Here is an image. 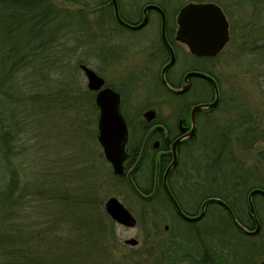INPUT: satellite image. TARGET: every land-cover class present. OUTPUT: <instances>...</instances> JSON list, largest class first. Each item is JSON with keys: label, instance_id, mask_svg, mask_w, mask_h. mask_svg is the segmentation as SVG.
Returning a JSON list of instances; mask_svg holds the SVG:
<instances>
[{"label": "rangeland", "instance_id": "obj_1", "mask_svg": "<svg viewBox=\"0 0 264 264\" xmlns=\"http://www.w3.org/2000/svg\"><path fill=\"white\" fill-rule=\"evenodd\" d=\"M73 1L77 2L74 6L62 4L73 12L68 15L71 23L63 29L66 30L64 34L51 43L45 52L39 51L31 58L26 57L12 68L11 63L6 62L1 58L2 54L0 55V80L8 73L12 76V87H9V90L14 98L9 103L0 101V119L14 136L16 153L11 158L10 167L17 172L22 183L37 182L39 189L42 187L56 195H66L71 201L81 199L77 206V210L80 209L79 215H86V211L87 215L89 214L88 210L92 206L85 203L90 200L100 202V207L93 205L95 215L100 211L109 225L113 222L111 231L117 241L112 245L110 258H107L104 264H177V260L156 263L155 258L150 256L151 248L159 252L158 244L163 246L160 239L161 235L163 236L162 228L159 234L155 232V225L163 224L166 219L169 221L172 211L164 206H156L159 213L154 214L151 205L140 201L126 184L113 174L101 154L97 139V108L93 104L92 96L87 92L89 90L86 76L78 67V63L83 61L96 72L99 71L98 34L103 28L118 24L114 22L109 9L103 19L99 8L104 0ZM120 1L121 16L133 19L146 2L153 0ZM189 1L170 0L165 6L172 16ZM254 2H218L224 7L234 30L229 44L215 59L216 73L224 97L213 113L216 121L201 122L197 137L199 141L187 150L184 149L180 156V169L188 166V170L199 172L202 177L216 174L217 189L214 193L227 195V191L223 189L225 183L222 173L215 167H207V158H202L208 152L204 146L213 145L217 140L219 135L216 126L219 125L223 130L221 134L224 132L227 139L232 138L235 142L232 153L240 160L242 170L255 171L246 184L239 189L235 188L236 199L230 197L245 221L248 192L252 188H259L258 185H264V131L256 126L263 122L259 114L264 113V53L260 48L264 40V30H236L242 27H264V3ZM95 9L97 11L93 12ZM81 17L84 18L82 21L79 19ZM231 97L233 100L230 103ZM171 99L177 98L172 96ZM243 115L249 116L250 125L258 128L257 132H254L251 145L246 147L238 141L242 130L247 126L243 123ZM13 119H16L19 125L15 124ZM231 126L232 130L228 131ZM137 180L142 188H149V173L138 175ZM110 197L119 199L135 216V227L121 226L108 216L104 205ZM30 202H35L33 197ZM47 203L50 205L49 211L56 209L51 200ZM163 203L164 201L160 204ZM254 204L264 223V199L255 197ZM211 208L217 210L218 219H224L226 215L218 205L214 204ZM38 210L40 208L35 203V207L30 211L35 214ZM81 210L84 212L81 213ZM171 218L178 223V219L172 217V214ZM152 232L159 237L154 238ZM234 233L240 239H245L237 232ZM261 237H264V233ZM129 238L138 239L139 245H126L124 240ZM160 251L165 253V249ZM167 255L166 252L165 256ZM253 256L255 260L252 264H258L262 260L258 253ZM171 258L173 259V256Z\"/></svg>", "mask_w": 264, "mask_h": 264}, {"label": "flooded vegetation", "instance_id": "obj_2", "mask_svg": "<svg viewBox=\"0 0 264 264\" xmlns=\"http://www.w3.org/2000/svg\"><path fill=\"white\" fill-rule=\"evenodd\" d=\"M168 1L170 0L146 2L133 19L122 17L119 10L121 19L133 26H138L145 18V7L149 4L157 5L165 15L164 31L163 17L159 10L151 9L147 11L146 24L143 27L132 29L118 21L112 0H104L99 8L103 19L106 18V12L109 9L114 22L118 24L100 30L98 34L99 71H94L104 80L102 88H111L119 94L121 113L128 128L127 159L124 162L125 173L119 177L126 179L129 183L128 173L135 167L141 157L137 169L131 174V178L139 189L136 182L137 176L149 173L148 193H144L139 189L148 198L141 197L129 184L134 193L142 200H152L160 195L164 203L154 205L164 206L165 209L172 211L169 221L166 219L163 224L158 223L155 225V232L157 233L162 228L163 236L161 235L160 239H162L165 253L168 254V261L175 262L177 260V264H252L255 260L253 255L258 253L262 257L259 262L261 263L264 261V237H261L264 233L263 222L259 219V232L250 234L249 232L255 229L253 217L252 222L249 223H242L238 220L239 226L233 221L224 206L218 203L204 205L207 200L217 197L214 193L217 189L216 174L202 177L199 172L188 170V166L180 169V156L183 150H187L189 146L199 141L197 137L201 122L216 121L213 113L222 103V96L221 82L216 73L215 59L229 44L234 30L227 18L224 7L218 1L190 0L185 5L201 2H212L219 5L229 22V41L218 55L213 57L194 55L185 43L177 39L178 16L185 5L171 16L165 6ZM225 1L228 4L233 0ZM246 1L248 2V0ZM253 1H256L255 4L261 0ZM54 3L65 8L62 5L63 3L74 6L77 2L73 0H54ZM120 3L121 1L117 0L118 9H120ZM66 9L68 8L66 7ZM92 11H97V9ZM70 13L73 12L69 11ZM236 30H264V27H242ZM172 51L175 56L174 64L165 68L171 60ZM81 65L86 64L83 61L78 63L79 69L83 72ZM189 73H203L209 76L210 79L196 75H190L186 79ZM187 83L188 89L185 92L180 94L175 92ZM215 84L219 91L217 106L215 108H200L193 115V109L196 106L214 102L216 96ZM90 92L94 93L95 99L97 92ZM141 93L142 95H140ZM172 96L177 99H171ZM232 100L231 97L229 102L231 103ZM147 111H154L155 116L152 120L145 117ZM259 116H261L263 122L256 124V126L258 125L257 127L264 131V113H260ZM193 123L195 125L194 133L187 137ZM179 138L183 139L176 145L177 162L167 172L174 158L172 145ZM101 154L105 159L102 147ZM108 165L112 169L109 163ZM165 176L167 188L171 195L165 187ZM223 189L225 190V188ZM171 196L184 215L179 212ZM258 196L264 199V196L256 194L253 201ZM224 202L228 205L226 201ZM214 204L218 205L222 212L228 214L230 218L218 219L217 210L211 208ZM171 214L172 217L175 216L178 219V223L171 218ZM201 214L202 216L196 219ZM234 231L245 237V239H240ZM151 235L154 238L159 237L154 232ZM218 238H220V241H218ZM138 245L139 240L137 245L128 246L136 247ZM235 249L237 251H234Z\"/></svg>", "mask_w": 264, "mask_h": 264}, {"label": "trees", "instance_id": "obj_3", "mask_svg": "<svg viewBox=\"0 0 264 264\" xmlns=\"http://www.w3.org/2000/svg\"><path fill=\"white\" fill-rule=\"evenodd\" d=\"M261 1L264 3V0ZM67 10L55 5L54 0H0L1 58L11 63L12 68L26 57L31 58L39 51L45 52L51 43L64 34L66 30L63 29L71 23ZM79 19L82 21L84 18ZM260 48L264 53V40ZM11 78L8 73L0 80L2 103H9L14 99L9 90V87H12ZM87 92L92 96L96 107L94 93ZM221 96L222 102L224 97L222 91ZM242 118L247 126L242 130L238 141L246 147L251 145L254 132H257L258 128L250 125L249 116L243 115ZM13 120L18 124L16 119ZM216 127L219 136L213 145L204 146L208 152L202 157L207 158L209 162L207 167H215L223 175L225 183L223 188L227 195L218 193L215 196L228 203L240 222H252L247 200L245 221L230 197L236 199L235 190L246 184L255 171L242 170L240 160L232 153L235 142L232 138L227 139L224 132L221 134L223 130L219 125ZM227 130L231 131L232 126ZM13 139L14 136L0 119V264H104L105 260L110 258L112 245L117 241L111 231L113 222L111 221L112 224L109 225L105 216L103 219L102 213L98 210H96L99 212L98 215H95L93 205L100 207V202L90 200L85 203L92 206L88 210L89 214L87 215L86 211V215H79L80 209L78 211L77 206L81 199L71 201L66 195L59 196L42 187L39 189L37 182L22 183L17 172L10 167L11 158L16 153ZM115 177L134 193L126 179ZM136 182L142 192L148 193L147 188H142L138 180ZM258 186L264 189V185ZM134 195L143 203L151 205L154 214L159 213V208L154 204L164 201L160 195L152 200H142L135 193ZM31 197L35 202H30ZM48 200L56 206L55 210L52 209L53 212L49 211ZM35 203L40 210L34 214L30 210L35 207ZM83 212L81 210V213ZM225 215L223 218H230L228 214ZM258 217L261 220L259 215ZM162 247L159 243V252L155 248H151V252L148 251L156 263L168 260L166 253L160 251L164 250Z\"/></svg>", "mask_w": 264, "mask_h": 264}, {"label": "water", "instance_id": "obj_4", "mask_svg": "<svg viewBox=\"0 0 264 264\" xmlns=\"http://www.w3.org/2000/svg\"><path fill=\"white\" fill-rule=\"evenodd\" d=\"M114 4L115 16L118 21L124 24L127 27H131L132 29L143 27L147 21V11L151 9L159 10L162 13L163 17V31L165 30V15L163 10L154 4H149L145 7V18L142 23L138 26H133L123 19H121L118 9L117 0H112ZM178 38L183 43H185L189 49V51L197 56H216L218 55L227 42L229 41V22L221 9V7L212 2H201V3H189L185 5L179 13L178 16ZM175 56L172 51V57L169 64L165 67H169L174 64ZM83 72L85 73L87 79V88L90 91L97 92L95 96V104L97 106V130L98 135L97 139L102 147L105 159L112 167V172L115 176H123L124 175V162L127 159V140H128V128L125 122V119L121 113L120 109V96L117 92H115L111 88H102L104 85V80L91 68L86 65H81ZM190 75H196L203 78H209L206 74L203 73H189L186 76V79ZM210 79V78H209ZM216 88V96L214 102L205 105L196 106L193 109V115L200 108H215L219 102V91L215 84ZM188 89V83L185 84L181 89L175 90L176 93L180 94L185 92ZM155 116L154 111H147L145 113V117L148 120H152ZM195 130V125L193 123V127L187 137H190ZM183 138L177 139L173 145L172 150L174 154L173 161L169 166L167 172L171 170V168L177 162L176 155V145ZM141 157L135 167L128 173V180L134 191L139 194L143 198H148V196L141 193V191L137 188L135 183L131 178V174L137 169ZM165 187L166 184V176H165ZM168 191V188H167ZM171 195V193L168 191ZM256 194H260L264 196V189L262 188H254L252 189L247 197V202L249 206L250 214L252 215L255 221V229L250 231V234H256L260 230V221L256 214L255 204L253 201V197ZM172 197V196H171ZM177 209L179 212L182 211L179 209L177 202L172 197ZM208 203H218L224 206L229 212L233 221L240 226L238 219L233 213L232 209L229 205H227L220 198L214 197L207 200L204 205ZM105 211L108 216L115 221L117 224L122 225L124 227L133 228L135 227L137 220L135 216L117 199L116 197H110L105 205ZM204 208V206H203ZM202 214L197 217L199 219ZM125 243L131 246H135L138 244V240L135 238H130L125 240ZM264 264V261L259 263Z\"/></svg>", "mask_w": 264, "mask_h": 264}]
</instances>
